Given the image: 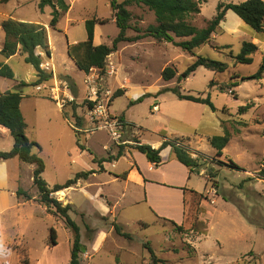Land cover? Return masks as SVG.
I'll use <instances>...</instances> for the list:
<instances>
[{"label":"rangeland","instance_id":"374dc122","mask_svg":"<svg viewBox=\"0 0 264 264\" xmlns=\"http://www.w3.org/2000/svg\"><path fill=\"white\" fill-rule=\"evenodd\" d=\"M40 1L4 3L0 0V47L5 38L1 22L6 18L47 24L53 58L52 54L51 59L45 54L42 63L54 64L53 73L58 78L64 76L60 72L66 73L81 86L84 75L71 62L67 44L85 41V22L97 17L108 22L96 25L94 43L111 45L119 29L112 22L115 13L110 1L66 0L70 8L60 19L57 29L49 26L52 7L46 6L42 11ZM243 1L201 0V12L195 14L191 22L204 28L216 15L220 2ZM128 9L132 13L128 36L135 37L138 31L143 33L155 24L154 13L148 8L130 6ZM227 15L211 42L193 52L148 36L121 43L119 50L108 57L105 73L90 72L99 74L102 93L125 90L124 95L113 101L111 111L143 127V140L148 144L160 140V136L173 137L175 130L190 132L192 137L197 135L198 149L203 154L192 150L188 139H179L189 147L191 155L199 159L202 166L200 171H195H203L206 177H193V182L205 193L190 195L182 224L158 217L145 202L133 204L129 197L122 199L125 186L121 182L108 181L110 170L119 171L132 161L130 150L124 158L116 159L115 168L108 164L107 172L91 175L87 180L82 179L68 189L53 193L64 206L71 205L70 216L80 226L81 240L87 249L81 255V264H164L161 261L165 264H264V181L257 178L264 163V78H247L260 69L264 33L240 21L231 10ZM244 41L258 45L252 64L235 62L234 56L241 52ZM198 56L227 63L228 70L217 73L199 67L185 78L183 75ZM0 60L5 62L3 57ZM7 64L13 69L15 78L0 76V90L15 91L20 88V82L28 84L21 88L24 94L21 111L27 123V136L40 145L34 152L45 163L43 178L50 187L66 183L78 172L94 169L92 156L95 161L106 159L110 162L108 156L112 151L131 146L113 141L105 131L87 137L78 133L77 136L62 110L45 93L36 92L33 86L36 70L25 62L24 55L11 57ZM166 67L176 70V76L170 81L162 76ZM111 69H114L113 75L108 73ZM211 82L214 83L212 87ZM175 87L184 94L210 95L216 111L206 105L180 100L172 91H166ZM76 90L79 94L78 86ZM83 93L84 87L81 95ZM145 94L149 95L143 102L130 106L131 100ZM85 104L86 101L80 107ZM155 104L160 106V112L152 110ZM248 104L252 107L241 113V107ZM223 126L230 130L232 138L223 156H217L209 138L222 135ZM135 130L127 131L123 140H133ZM78 139L84 151L77 146ZM229 159L242 170L225 165ZM23 165L19 169L22 188L32 200L19 201L9 194L2 201L0 264H69L73 232L63 218L49 214L39 201L40 194L33 183L35 166ZM11 168L15 173V167ZM11 175L13 177V173ZM51 228L56 230V246L50 244Z\"/></svg>","mask_w":264,"mask_h":264},{"label":"trees","instance_id":"16d2710c","mask_svg":"<svg viewBox=\"0 0 264 264\" xmlns=\"http://www.w3.org/2000/svg\"><path fill=\"white\" fill-rule=\"evenodd\" d=\"M8 3L10 0H2ZM111 8L115 13V23L119 29L117 36L112 40L111 45L100 44L95 45V28L96 25H104L108 21L97 17L86 20L85 26L87 31V39L76 44H69L67 47L68 56L75 63L77 68L85 74L90 73L93 68L99 69L101 73H105L108 57L119 50V45L124 42H134L144 37H153L157 42H168L182 48L185 51L193 52L196 48L210 43L214 33L220 29V25L226 19L228 11H233L242 21L258 33H264V0H245L243 2H220L217 6L216 15L208 21L207 26L198 28L192 24L191 18L200 13L201 0H109ZM46 6L52 7V17L49 26L57 29L60 19L69 11V4L66 0H41L39 8L43 11ZM138 6L146 7L155 16V24L150 25L143 33L138 31V35L130 37L127 31L131 29L132 13L128 7ZM2 30L5 34L3 47L0 51V56L9 59L17 54L18 50L25 55V62L32 65L36 70L37 80L33 86L52 78V73H47L41 67L42 57L37 54V50L41 49L50 58L52 51L50 48L48 29L45 25L37 22H24L16 20L12 17L6 18L1 23ZM183 39V40H177ZM20 46V47H19ZM258 45L254 42L244 41L242 50L238 55L234 56L235 62L238 64H252L253 55L258 52ZM204 67L217 73H224L228 70V64L220 61L208 59L203 56H198L195 61L189 66L185 74L188 78L191 73L197 68ZM264 74V55L262 56L260 69L254 75L247 77L248 79L261 80ZM0 76L8 79H14L15 74L13 69L5 62L0 61ZM163 79L170 81L176 76V70L172 67H166L162 72ZM62 78L70 83L74 93H77L76 84L70 76H62ZM181 80L182 77L180 76ZM18 90H0V126L9 130L14 139L13 147L8 150H0V160H9L19 158L21 161L35 166L33 171V183L38 188L40 197L39 201L46 207L49 214L60 216L64 219L66 226L73 232V243L70 252L69 264H81V255L87 251L86 246L82 243L80 226L71 218V205H63L60 201L52 196L53 193L63 191L74 185L80 180H87L91 175L96 173L95 170L81 171L69 179L64 184H56L50 187L43 178L45 171V163L43 159L34 152L35 148H40V145L31 140L26 133L27 123L21 111V103L24 98L23 87L27 86L26 82L19 83ZM210 86H214L211 82ZM172 91L180 100H187L198 104H205L216 111V108L211 100L210 95L207 97L196 96L192 94H184L179 88L166 89ZM125 94V90L120 89L114 92L112 101ZM149 95L145 94L136 100L130 101V106L139 104L144 101V98ZM252 107V104L243 106L240 109L241 113L247 112ZM77 106H74L76 111ZM66 117L67 114L63 113ZM124 119V116H121ZM78 119V124L81 125V118ZM238 132V129H235ZM77 136L78 133L76 132ZM232 134L228 128L223 126V134L209 138V142L216 149L217 156H223L225 147L229 144ZM136 145L134 149L146 155L147 159L156 165L162 162L161 151L167 147H171L176 159L190 169V171H200L202 166L199 159L193 157L189 147L183 144L179 138H166L161 146L157 149L149 144H142L137 138H134ZM77 146L84 151L85 149L77 140ZM123 155V150L120 149L117 158ZM106 161V159H102ZM102 161H95L100 166ZM230 168L242 170L231 159L225 163ZM199 173V172H198ZM257 178L264 180V163L257 172ZM192 194H200L193 192ZM202 194V193H201ZM17 196L25 200H31L32 196L23 188L17 190ZM91 230L89 227H87ZM119 230V227L116 228ZM50 244L57 245V234L54 228H51ZM151 256L154 262H157L155 253L152 249ZM165 264L164 261H161ZM156 264V263H155Z\"/></svg>","mask_w":264,"mask_h":264},{"label":"crops","instance_id":"0c3cea01","mask_svg":"<svg viewBox=\"0 0 264 264\" xmlns=\"http://www.w3.org/2000/svg\"><path fill=\"white\" fill-rule=\"evenodd\" d=\"M227 16L228 15H226V17ZM14 19L27 22L26 20L20 19V18H14ZM240 21H242V19H240ZM28 22H31V21H28ZM112 22L115 23V18L112 20ZM43 25L47 27V24H43ZM66 31L68 32V29ZM95 34H96V28H95ZM4 40L1 44L0 51L3 47ZM252 41H256V39H253ZM76 43L78 42L75 40V41L70 42L69 44H76ZM67 47H68V44H67ZM17 54H22L20 49L18 50ZM37 54H40L42 57V61H44V55H45L44 51L41 49H38ZM24 58H25V55H24ZM52 58H53V52H52ZM4 59H5V63H7V61L9 60L6 58ZM71 62L73 61L71 60ZM82 73L83 75L85 74L84 72ZM60 74L64 76H69L68 74L63 73V72H60ZM263 78H264V74H263ZM37 79L38 78L36 77V80ZM75 84H76V87L78 86L80 88V93H81V90L84 87L83 81L81 82V86H79L77 81H75ZM195 104H198V103H195ZM200 105H205V104H200ZM160 111L161 109L159 106V111L157 112H160ZM124 119H126V121L130 123L129 130L136 129L135 134L133 135V138H137L142 144H148L146 141L143 140V135H145L144 134L145 129L139 126L138 124L132 123L125 116H124ZM180 129H183V128H180ZM8 133L10 134L9 130H7L6 128H3V127L0 128V150L4 149V151H8L7 149L10 150L13 147L14 139L11 136V134H10L11 137H9ZM172 135L173 137H170V139H173V138L188 139L190 148L192 150H196L198 154L202 153L200 149H198L200 140L197 137V135L192 137L190 136V132H187L185 130H175L172 133ZM160 137H161L160 140H157L156 142L151 143V146L153 148L155 149L159 148L162 142L164 141V139H166L168 136H160ZM128 145H131V146L126 145L123 150V155L119 158H117V154L119 150L118 151L114 150L108 156V159L110 160V162L102 161V159L96 160V161H100V160L102 161L100 166L98 165V163L94 162L95 156H92V160L94 163L93 164L94 169H90V170L96 171V173H94L93 175L102 173V172H107L106 168L108 164L109 165L111 164V167L115 168L117 160L124 158L127 155V150L132 151L131 153H129L132 161L128 163L127 167L119 171L111 172L110 170L109 171L110 173H108L109 174L108 181L111 183L121 182V185L125 186L123 192L121 193L122 199L129 197V199L133 202V204L139 203V202H145L146 204L151 206L152 210L158 215V217L164 218L176 224H182L185 219L186 203L190 195L193 192H197L200 194L205 193V192H202L193 182V177H196V175L205 176L203 174V171L199 173L197 171H193V172L190 171L188 167H186L184 164H182L176 159V156L172 152L171 147H167L161 151L162 162L159 165H156L154 163H151L147 159L146 155L139 152L137 149L133 148V145H136V144L132 143V140L129 141ZM105 147L106 146L104 145L103 148ZM23 164H28V163L21 161L19 158H13L9 160H0V222H1V216L3 215V209H1L3 205L2 201L6 199L7 195L11 194L12 196L17 197L19 201L21 200V201L29 202L32 200V199L25 200L24 198H20L17 196V190L20 187L22 188V177L19 174L20 173L19 169H21L22 166H24ZM11 167H15L14 168L16 169L15 173L13 172L12 170L13 168ZM11 173H13V177ZM259 180L264 181L262 179H259Z\"/></svg>","mask_w":264,"mask_h":264},{"label":"built area","instance_id":"2783aa9c","mask_svg":"<svg viewBox=\"0 0 264 264\" xmlns=\"http://www.w3.org/2000/svg\"><path fill=\"white\" fill-rule=\"evenodd\" d=\"M53 66L54 64L50 62L41 64L44 71L52 73V78L36 85V92L45 93L63 113L67 114L66 119L75 132L87 137L97 131H105L113 141L119 144H128L129 140H123V136L129 131L130 123L111 111L114 93L109 90L102 93L99 74H84V93L83 95L81 93L75 94L68 81L58 78L53 73ZM91 71L101 74V71L96 68ZM108 73L113 75L114 69ZM84 101L86 104L81 108L80 106L84 104ZM74 106H77L76 111H74ZM152 110L154 112L159 111V105L155 104ZM78 117L81 118V125L78 124ZM132 143L136 144L133 140Z\"/></svg>","mask_w":264,"mask_h":264}]
</instances>
